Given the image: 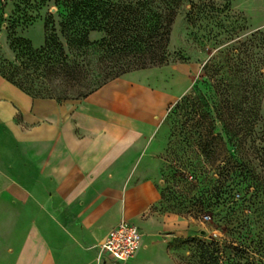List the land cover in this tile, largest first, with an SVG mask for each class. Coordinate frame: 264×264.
<instances>
[{
  "label": "rangeland",
  "instance_id": "rangeland-1",
  "mask_svg": "<svg viewBox=\"0 0 264 264\" xmlns=\"http://www.w3.org/2000/svg\"><path fill=\"white\" fill-rule=\"evenodd\" d=\"M177 8L164 64L120 76L130 75L126 77L130 97H135L141 87L148 102L155 99L157 106L163 107L162 116L133 111L134 115L156 117L161 126L155 138L160 141L161 150L151 157L157 163L155 181L160 201L148 212L156 221L155 230L149 233L163 250L169 251L172 264H204L206 257L202 258L201 247L229 245L237 249H226L217 264H264V166L260 164L264 157V0H180ZM64 11L56 0H0V60L15 62L9 43L14 37L28 41L33 49L43 47V26L51 18L69 63H78L81 77L76 74L72 81H44V87L49 89L45 95L59 101H77L97 91L82 98L83 85L97 73L101 67L98 60L103 55L91 48L68 49L59 27ZM101 38V33L92 32L88 41L99 42ZM235 70L239 71L237 84L245 108L244 122L254 120V109H258L256 125L247 132L244 143L239 148L224 143L231 161L249 162L254 179L261 182L249 207L242 201L250 193L245 196L239 189L229 193L226 188L238 176V169L225 182L224 172L216 168L218 161L203 158L197 139L181 127L183 119L169 115L180 99L195 94L203 95L211 108L213 100H218L214 86L219 84L221 90ZM2 153L0 140L1 163ZM15 163L13 172L19 173L20 161L16 159ZM21 202L19 197L16 208H22ZM30 203L29 214L14 217L15 222L11 218L7 224V219L0 218L1 244L12 242L14 247L19 246L30 224L39 227V205L32 200ZM9 228L13 230L12 236L7 233ZM96 246L89 249L95 252Z\"/></svg>",
  "mask_w": 264,
  "mask_h": 264
},
{
  "label": "crops",
  "instance_id": "crops-1",
  "mask_svg": "<svg viewBox=\"0 0 264 264\" xmlns=\"http://www.w3.org/2000/svg\"><path fill=\"white\" fill-rule=\"evenodd\" d=\"M129 76L63 102L32 99L0 76V218L8 224L28 215L30 200L41 215L19 246L0 243V264H122L89 249L121 221L143 234L126 264H172L149 233L156 221L148 212L160 201L151 158L161 150L160 122L133 113L162 116L163 107L148 102L141 87L130 97Z\"/></svg>",
  "mask_w": 264,
  "mask_h": 264
},
{
  "label": "trees",
  "instance_id": "trees-1",
  "mask_svg": "<svg viewBox=\"0 0 264 264\" xmlns=\"http://www.w3.org/2000/svg\"><path fill=\"white\" fill-rule=\"evenodd\" d=\"M179 2L180 0H56V4H60L65 10L59 27L68 49L91 48L103 55L98 60L101 67L83 85L82 98L123 74L163 65ZM43 27L45 43L40 49H33L28 41L20 37L10 39L15 62L0 60V76L30 98L48 100L54 98L46 97L49 89L44 87V81L52 82L59 78L72 81L77 75L81 77V70L78 63H69L52 19L45 22ZM92 32L102 34L99 42L88 41ZM237 72L239 71H234V75L230 76L231 80L221 90L219 84L214 86V94L218 100H213L211 108L203 95L195 94L194 97L185 96L180 99L170 109L169 115L183 119L181 127L197 139L199 153L203 158L213 163L218 161L216 168L224 172L222 177L225 182L232 171L238 169V176L232 178L231 184L226 188L229 193L235 189L243 190L245 196L250 193V197L246 196L242 201L248 204L245 207H249L252 194L260 189L261 182L254 179V171L249 162H232L224 146L225 143L239 148L244 143L247 132H251L256 125L258 109H254V120L244 122L245 108L239 93ZM82 79L86 80V77ZM239 135L241 136L237 141L236 137ZM260 164L264 166V157H261ZM227 200L229 197L224 202ZM229 243L233 244V241ZM232 246L234 245L201 247L202 258L206 257L204 264H217L218 259L225 256L224 251Z\"/></svg>",
  "mask_w": 264,
  "mask_h": 264
},
{
  "label": "built area",
  "instance_id": "built-area-1",
  "mask_svg": "<svg viewBox=\"0 0 264 264\" xmlns=\"http://www.w3.org/2000/svg\"><path fill=\"white\" fill-rule=\"evenodd\" d=\"M142 236L141 230L127 221H121L97 245V258L105 255L114 262L126 264L141 248Z\"/></svg>",
  "mask_w": 264,
  "mask_h": 264
}]
</instances>
